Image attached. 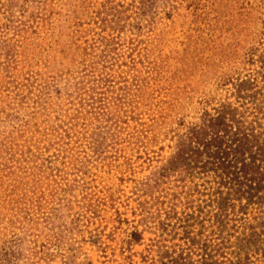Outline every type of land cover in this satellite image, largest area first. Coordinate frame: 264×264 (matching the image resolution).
<instances>
[{"label": "rangeland", "instance_id": "374dc122", "mask_svg": "<svg viewBox=\"0 0 264 264\" xmlns=\"http://www.w3.org/2000/svg\"><path fill=\"white\" fill-rule=\"evenodd\" d=\"M141 3L0 0V264H170L182 251L223 263L219 239L188 238L215 230L213 195H234L228 187L213 172L187 182L197 205L208 201L194 228L181 208L171 213L178 177L153 187L205 101L254 119L249 95L263 83L242 62L264 0ZM249 79L251 91L237 93ZM258 198L232 202L226 219L236 238L262 235L249 264H264ZM243 253L231 247L227 258Z\"/></svg>", "mask_w": 264, "mask_h": 264}, {"label": "trees", "instance_id": "16d2710c", "mask_svg": "<svg viewBox=\"0 0 264 264\" xmlns=\"http://www.w3.org/2000/svg\"><path fill=\"white\" fill-rule=\"evenodd\" d=\"M140 4H142L141 0ZM262 24L263 30L257 45L246 54L242 62L244 67H256L257 78H261L263 83V87L249 95L250 102L255 105L254 119L250 121L248 110L241 111L228 100L216 104H214L215 100L205 101L199 122L188 126L187 131L179 137L175 154L160 169L159 178L153 187L156 189L167 180L178 177L175 182L180 185L176 189L181 191L171 195L170 209L171 213L177 215L178 208H181L183 216L179 221L189 223V228H194L197 219L205 215L204 209L208 201L202 200V203L197 205L198 199L195 197L200 195L201 191L198 187L186 190L187 182L196 178L198 174L206 175L213 172L215 177L220 179L217 183L220 189L228 187L234 195L229 194L226 198L221 191L213 195L216 198L214 202L217 208L207 216L210 217L208 222L212 224L211 228L215 230L210 235H206L208 230L204 224L198 239L188 238L191 247L202 243L204 238L211 246L219 239L221 242L215 246L216 257L223 260L222 264H249L250 254L260 252L262 235H245L243 239L236 238L233 232L235 227H231L226 219L231 206H234L232 203L234 201L242 202L247 198L252 202L260 195L263 196L264 201V124L259 122L264 120V20ZM250 83L249 79L237 80L236 84H232L237 93L242 94L251 91ZM204 157L207 158L206 161ZM197 169L200 171L197 172ZM216 194L220 196L216 197ZM212 200H209L210 203ZM242 209L247 212L248 206H243ZM192 233L193 231L190 232ZM133 238V243L136 244L142 239L139 233H134ZM232 238H236L235 245L232 243ZM231 247L244 252L245 258H240L236 262L229 260L227 251ZM170 264L214 263L207 258L200 263L194 262L190 253L182 251Z\"/></svg>", "mask_w": 264, "mask_h": 264}]
</instances>
